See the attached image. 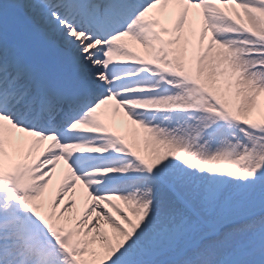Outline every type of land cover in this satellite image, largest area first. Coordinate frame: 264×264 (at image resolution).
<instances>
[{
	"label": "snow or ice",
	"instance_id": "snow-or-ice-1",
	"mask_svg": "<svg viewBox=\"0 0 264 264\" xmlns=\"http://www.w3.org/2000/svg\"><path fill=\"white\" fill-rule=\"evenodd\" d=\"M13 4L87 77L31 64L0 0V264H264V0Z\"/></svg>",
	"mask_w": 264,
	"mask_h": 264
},
{
	"label": "bare ground",
	"instance_id": "bare-ground-1",
	"mask_svg": "<svg viewBox=\"0 0 264 264\" xmlns=\"http://www.w3.org/2000/svg\"><path fill=\"white\" fill-rule=\"evenodd\" d=\"M171 19H172V13H169L168 18L165 20V23H167L169 26L171 25ZM70 46V45H69ZM122 117V114H121ZM121 117H117L116 118V122L113 124L115 127H117L120 131H122V124H121ZM126 119V118H125ZM17 136H20V134H17ZM57 173L54 175V177L52 178V184L48 190V192L46 193V198L47 197H51L55 195L56 190L59 187V183L57 181Z\"/></svg>",
	"mask_w": 264,
	"mask_h": 264
},
{
	"label": "rangeland",
	"instance_id": "rangeland-1",
	"mask_svg": "<svg viewBox=\"0 0 264 264\" xmlns=\"http://www.w3.org/2000/svg\"><path fill=\"white\" fill-rule=\"evenodd\" d=\"M42 21V20H41ZM43 22V21H42ZM45 24H46V22H44ZM52 29L51 28H49V31H51ZM52 32V31H51ZM53 33V32H52Z\"/></svg>",
	"mask_w": 264,
	"mask_h": 264
}]
</instances>
